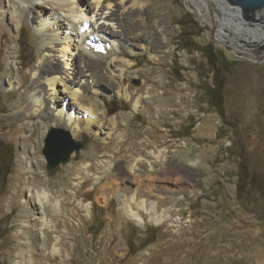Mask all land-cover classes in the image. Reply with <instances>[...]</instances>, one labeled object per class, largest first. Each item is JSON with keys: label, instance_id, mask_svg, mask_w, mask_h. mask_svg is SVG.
Returning a JSON list of instances; mask_svg holds the SVG:
<instances>
[{"label": "rangeland", "instance_id": "obj_1", "mask_svg": "<svg viewBox=\"0 0 264 264\" xmlns=\"http://www.w3.org/2000/svg\"><path fill=\"white\" fill-rule=\"evenodd\" d=\"M145 1L143 16L112 21L131 67L117 62L122 77L104 71L98 96L89 90L104 117L70 134L83 146L52 173L44 139L52 128L66 129L36 114L24 125L18 112L27 105L32 112L30 99L21 87L2 85L11 77L29 86L44 53L26 19L16 32L0 20V264H26L20 257L29 264H264V42L250 54L218 41L222 28L243 44L238 31L219 24L212 0ZM83 73L81 85L95 81ZM137 96L142 106L134 109ZM25 155L30 170L22 168ZM28 187L60 201L59 213L44 207L51 228L41 230L43 240L29 226ZM132 194L134 210L154 203L168 219L154 224L140 212L144 225L129 220L120 197L129 203Z\"/></svg>", "mask_w": 264, "mask_h": 264}, {"label": "bare ground", "instance_id": "obj_2", "mask_svg": "<svg viewBox=\"0 0 264 264\" xmlns=\"http://www.w3.org/2000/svg\"><path fill=\"white\" fill-rule=\"evenodd\" d=\"M212 1L222 13V17L215 15L219 24L227 25L234 33L238 31V37L240 41H243V44L239 45L229 39L222 32V28H219L215 34L218 41L225 43L227 46L229 45L231 48L238 49L242 53L252 54L247 44L254 42L257 46L258 43H263L264 29L257 26L249 27L244 25L239 18V10L229 8L225 2L226 0ZM144 2L146 1L0 0V20L4 26L16 32L24 19H26L32 25L41 50L44 53L36 67L38 71L35 70L32 73L34 80L32 83L29 82V86H26V83L21 80L18 86L16 78L11 77H8L7 81L2 82L3 88L7 90L21 87V93L30 99L32 112H29L27 104H25L27 105L26 107L22 106V109L18 110V114L21 115L20 118L24 119V125L25 119L29 120L35 114L40 118L41 123H43L44 119H49V116H52L55 121L57 120L56 122L54 121L57 126L66 129L67 131H64L75 136L74 134L79 129L88 130L93 123L100 121L104 117L105 113L98 110V104L87 98L89 90L94 91V94L98 96L97 91L93 89L102 84L104 71L107 79H111L116 75L122 77L123 69L117 62L121 61L127 67H131L129 60H124V57L120 56L119 43L113 37L117 35V31L113 30L112 21L130 13L131 15L139 13L143 16L147 12L144 6L147 7L149 5H145ZM201 3L207 6L206 1L201 0ZM196 8L197 14L202 16L200 6L196 5ZM152 13L157 17L154 11ZM99 21H103L101 26H97ZM107 22L109 27L112 28L110 31L105 28ZM87 54L94 56V58H89ZM99 57H101L102 62L98 60ZM84 69L91 72L89 79L95 78V81L91 80V84L89 82L86 83L89 86H86L85 83L81 85L79 80V76L84 75ZM40 81L43 83L40 84ZM122 82H124V78H122ZM120 88L121 86L119 85L118 94L121 93ZM59 93L62 94V97L58 96ZM124 95L125 97L128 95L126 89L124 90ZM146 97H148L147 93ZM58 99H62L64 103L58 104ZM142 99L141 96L136 97L134 109L142 106ZM116 120V117L109 119L107 138L112 130L115 129ZM156 158L161 159V156L156 155ZM20 161L23 170H30L32 163L26 155L22 156ZM140 161H142L141 158L137 159L136 163ZM109 168L110 165H108L106 170ZM129 170H135V165L131 166ZM23 199L27 212L33 220L29 226L37 227L36 236L43 240L44 236L41 230L44 227L51 228V221H48L47 217H45L44 207L50 205L54 213H59L60 201H50L49 194L44 189L37 191L33 190V187H28L25 190ZM132 203H136L134 194L131 195L129 203L126 202L124 197H120L122 211L129 220L137 225H144L145 223V218L141 213L144 214L148 221H152L154 224H160L168 219V215L156 212L154 203L140 201L136 204L138 211L132 208ZM81 207L87 210V207ZM53 252H58L55 246L53 247ZM20 260L29 264V261L23 257H20Z\"/></svg>", "mask_w": 264, "mask_h": 264}, {"label": "water", "instance_id": "obj_3", "mask_svg": "<svg viewBox=\"0 0 264 264\" xmlns=\"http://www.w3.org/2000/svg\"><path fill=\"white\" fill-rule=\"evenodd\" d=\"M229 8L238 9L239 18L244 25L257 26L264 29V0H226ZM243 42V41H241ZM247 44V43H246ZM255 47L254 42L247 44ZM255 45V46H254ZM259 48L264 49V46ZM83 146L75 142L71 135L59 128H52L44 139L42 154L46 161L47 170L52 171L60 164L65 163L73 152H78Z\"/></svg>", "mask_w": 264, "mask_h": 264}, {"label": "flooded vegetation", "instance_id": "obj_4", "mask_svg": "<svg viewBox=\"0 0 264 264\" xmlns=\"http://www.w3.org/2000/svg\"><path fill=\"white\" fill-rule=\"evenodd\" d=\"M263 42H264V40H263ZM249 182V181H248ZM261 193H262V191H261Z\"/></svg>", "mask_w": 264, "mask_h": 264}]
</instances>
